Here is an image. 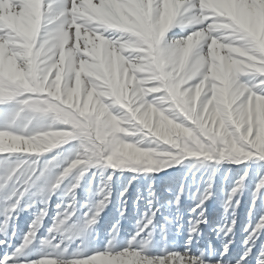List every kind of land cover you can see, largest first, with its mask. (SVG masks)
Instances as JSON below:
<instances>
[{"label":"snow or ice","instance_id":"6c2138e0","mask_svg":"<svg viewBox=\"0 0 264 264\" xmlns=\"http://www.w3.org/2000/svg\"><path fill=\"white\" fill-rule=\"evenodd\" d=\"M0 264H264V0H0Z\"/></svg>","mask_w":264,"mask_h":264}]
</instances>
